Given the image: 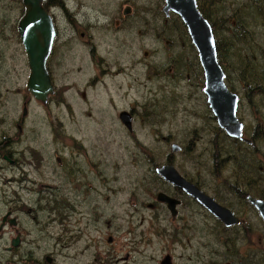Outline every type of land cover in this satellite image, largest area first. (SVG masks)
<instances>
[{
	"label": "rangeland",
	"instance_id": "1",
	"mask_svg": "<svg viewBox=\"0 0 264 264\" xmlns=\"http://www.w3.org/2000/svg\"><path fill=\"white\" fill-rule=\"evenodd\" d=\"M59 1L61 7L48 9L55 36L45 65L54 92L42 106L25 91L27 62L15 32L24 13L21 0H0V135L16 133L13 119L21 115V100L29 98L24 135L18 141L36 144L47 164L54 165L47 154L55 147L51 139L54 126L60 140L71 146L74 166L86 171V175L75 176L85 178L80 194L103 207L99 236L111 237L112 248L130 255L123 264H159L167 254L173 255L174 264H184L179 258L182 249L168 246L163 213L146 207L158 191L174 194L172 187L153 178L154 167L170 156L177 173L198 181L209 195L226 197L232 209L239 206L229 197L232 167L221 162L214 151L213 143L221 137L202 93L196 52L188 36L173 27L174 15L163 27V0ZM242 1L217 3L229 16L230 5L237 7ZM127 6L130 14L122 18ZM222 25L225 30L228 22ZM256 29L259 36L251 39V47L244 38L218 28L214 32V41L223 47L226 36L234 38L232 52L225 48L222 53L223 62L232 92L238 97L236 117L246 127L256 124L257 115L250 112L243 82L231 68L229 74L228 67L232 53L239 50L231 58L233 67L239 56L247 66H256L264 78V29ZM241 39L243 42L237 43ZM256 105L260 106L257 101ZM121 111L131 112L130 133L117 119ZM171 144L178 145L180 151L171 154ZM78 147L85 155L74 150ZM213 161L218 163L215 167ZM2 176L0 172V190ZM23 199L29 204L32 197ZM156 213L160 223L153 222ZM19 216L27 229L32 228L24 212ZM202 231L203 238L210 239V234ZM71 236L75 242L68 253L72 257L69 264H82L87 239L98 234L92 224L77 216ZM31 247L34 255L41 251L36 250L37 245L27 248Z\"/></svg>",
	"mask_w": 264,
	"mask_h": 264
},
{
	"label": "flooded vegetation",
	"instance_id": "2",
	"mask_svg": "<svg viewBox=\"0 0 264 264\" xmlns=\"http://www.w3.org/2000/svg\"><path fill=\"white\" fill-rule=\"evenodd\" d=\"M210 1L208 7L210 9L206 7V11L213 18L215 32L217 28L219 32L223 31L222 23L228 22V27L222 33L227 32L228 35L244 38L251 47V39L259 36L256 28L264 29V0H243L240 6L230 5L229 16L225 13V8L218 6V0ZM220 8L222 10H219ZM124 9H128V13L123 14ZM246 11L248 13H244ZM129 14L130 7H124L121 12L122 18ZM2 26L7 27L5 23ZM15 32L17 34V25ZM250 70L251 66H248V71ZM243 87L244 96L250 98L248 100L250 112L257 116L254 119L256 124L251 127H246L238 120L242 125L239 140L246 149L244 167H247L248 163L253 164L252 169H248L247 172L252 184L249 186L247 184L245 190L240 185L234 187L232 184L230 187L229 197L236 199L238 208L232 209L225 202L226 197L209 195L203 191L198 181L178 173L186 182L212 198L215 204L230 211L237 220L235 225L224 226L203 208L197 199L165 183L155 174L157 167L171 165L170 156L165 158L164 164L153 169L155 174L153 178L172 187L174 194L158 191L146 207L154 213L161 210L166 223L164 227L168 246L174 248L178 245V248L182 249L179 258L184 264H264V220L248 201L250 198L264 204V78L258 77L255 80L247 78ZM28 97L34 103L45 106L53 94L47 98L45 104L34 100L29 94ZM29 98L21 100V115L13 119L12 125L16 133L8 136L3 132L0 135V172L3 174V189L0 190V264H69L72 257L68 253L73 250L75 242L71 233L77 216L85 219L88 225L92 224L94 232L98 234L97 237L87 239L82 264L127 263L130 256L128 253L123 255L119 253L120 249L112 248L111 237L99 236L103 207L97 201L91 204L80 194L84 188L82 180L85 178L75 176L86 175V171L74 166L71 157L74 152L69 151L71 146L63 142L65 139L60 140L62 138H59L54 126L51 139L55 147L51 153L47 152L54 160V165L47 164L43 152L36 144L18 141L19 137L24 135L23 124L27 116V107L31 102ZM256 101L260 106L256 105ZM23 108L25 115L22 116ZM127 113L132 124L131 112ZM218 143H213L215 153ZM74 150L80 155H85L81 147ZM225 160L230 163L232 161L225 157L221 162L226 164ZM216 164L218 163L213 161V167ZM221 165L222 163H219V167ZM43 180L48 181V184H43ZM246 182H249L248 178ZM157 193H163L177 201L173 215L166 209L165 204L156 201ZM23 196H31V202L28 204ZM224 202L226 206L223 205ZM22 212L29 217L28 222L32 228L27 229L24 226L19 216ZM159 218L156 213L153 222L160 223ZM202 230L210 234V239L203 238ZM28 245H37L36 250L41 251L34 255V249L27 248ZM163 257H168V264H174L173 255L167 254Z\"/></svg>",
	"mask_w": 264,
	"mask_h": 264
},
{
	"label": "water",
	"instance_id": "3",
	"mask_svg": "<svg viewBox=\"0 0 264 264\" xmlns=\"http://www.w3.org/2000/svg\"><path fill=\"white\" fill-rule=\"evenodd\" d=\"M45 0H21L24 13L17 23V34L27 62L28 75L25 91L36 101L45 104L53 94V87L46 71L45 62L50 54L55 30L52 17L45 11L42 4ZM161 13L168 17L173 14L185 27L187 36L193 46L197 61L201 68L203 87L202 93L210 113L219 130L232 139H241L242 125L236 118L238 97L231 93L224 84V73L216 59L214 38L208 22L201 16L195 0H163ZM128 13L124 9L123 14ZM25 109H22V116ZM118 121L131 132V117L123 111L117 115ZM248 142V141H245ZM180 147L176 144L169 146V152L176 153ZM155 174L165 183L180 189L186 195L197 199L199 204L210 214L221 221L224 226L235 225L237 220L227 209L214 203L186 182L171 165H163L155 169ZM156 201L166 205L170 214H174L177 201L163 193H157ZM264 220V204L248 199ZM159 264H168V257H163Z\"/></svg>",
	"mask_w": 264,
	"mask_h": 264
},
{
	"label": "trees",
	"instance_id": "4",
	"mask_svg": "<svg viewBox=\"0 0 264 264\" xmlns=\"http://www.w3.org/2000/svg\"><path fill=\"white\" fill-rule=\"evenodd\" d=\"M196 1V7H197V10L198 12L202 15V17L208 22V24L210 25L211 27V31H212V35L214 37V28H213V18L212 16H209L208 12L206 11V7H210V4L211 1L210 0H195ZM43 8L48 11V9L51 7V6H59L61 7L62 6V2L59 1V0H45L44 3L42 4ZM210 9V8H208ZM163 15V14H162ZM170 15H173V14H169ZM168 16V17H169ZM175 16V15H174ZM165 17L163 15V27L166 26V22L168 23L171 19L170 17ZM174 25L173 27L176 28V29H181V31L183 32V35L187 37V32L185 30V27L183 26V24L180 22V20L178 19V17H174ZM169 38V37H167ZM233 39V41H232ZM189 40V38H188ZM225 47H223L222 44H220V41L219 42H216L215 41V49H216V59H217V62L218 64L220 65L223 73H224V83L226 85V82L228 83V86L226 85L227 89L229 91L232 92V85L229 84V76L227 75V68L226 66L224 65V62H223V51H225L224 49L227 48L229 52H232V49L233 47L235 46H231L234 42V38H229L226 36L225 38ZM190 42V41H189ZM242 39L239 41H237V43H242ZM191 44V43H190ZM238 45V44H236ZM192 46V45H191ZM193 48V47H192ZM194 49V48H193ZM239 50H237L236 53H232L231 57H230V61H229V67H228V71H229V74H230V68L232 69V71H235L237 74H238V80L240 82H243V85L245 84V79L247 78H250L252 80H255V78H258V77H261L263 78L262 74L259 72V70L257 71V68L256 66L254 65H251V70L250 72L248 71V66L246 65V62L245 61H242L241 57L237 56V60L239 61L237 64L236 67H233V63H231V58L239 53L238 52ZM197 64V63H196ZM232 65V67H231ZM199 65L197 67L198 69V72H199ZM182 71V70H181ZM200 72H201V69H200ZM192 73V72H191ZM201 74V73H200ZM253 84V82L251 83ZM249 85V83H247V86ZM217 132L218 134H220V141L217 145V149H216V156L218 155L220 157V159H222V161L224 160V158H229L231 161H227L225 160L227 163V165L231 166L232 167V176L230 177L231 180H234L233 183L229 184V187H232L231 185L233 184V186H241L242 188H244L245 190V186H248L252 184V182H250V178L248 176V169H252L253 167V164L252 163H248L247 164V167H244L245 165V162H244V159H245V145L243 144L242 141L240 140H235V139H231V138H228L227 136H225V134L219 130L217 128ZM240 154V155H239ZM239 155V156H238ZM236 164V165H234ZM251 174H252V171H251ZM248 178V183L246 182ZM155 180L157 182H159L156 178ZM237 188V187H236Z\"/></svg>",
	"mask_w": 264,
	"mask_h": 264
},
{
	"label": "bare ground",
	"instance_id": "5",
	"mask_svg": "<svg viewBox=\"0 0 264 264\" xmlns=\"http://www.w3.org/2000/svg\"><path fill=\"white\" fill-rule=\"evenodd\" d=\"M214 43H215V41H214ZM216 50V49H215ZM220 66V65H219ZM221 68V67H220Z\"/></svg>",
	"mask_w": 264,
	"mask_h": 264
}]
</instances>
